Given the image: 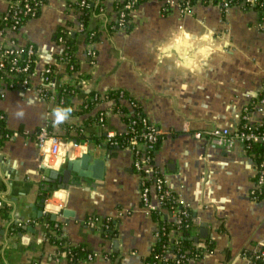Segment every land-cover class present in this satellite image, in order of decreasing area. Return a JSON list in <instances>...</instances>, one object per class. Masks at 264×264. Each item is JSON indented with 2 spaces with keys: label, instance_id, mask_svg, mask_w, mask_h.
I'll return each mask as SVG.
<instances>
[{
  "label": "crops",
  "instance_id": "crops-1",
  "mask_svg": "<svg viewBox=\"0 0 264 264\" xmlns=\"http://www.w3.org/2000/svg\"><path fill=\"white\" fill-rule=\"evenodd\" d=\"M76 1L44 0L37 16L7 36L18 44H32L37 59L29 87L10 89L0 99L5 127L12 132L0 146V195L11 206L5 217L0 213V264H70L64 253L56 257L57 247L45 238L46 223L39 221L44 215L59 224L69 245H84L97 254L91 261L74 264H143L156 241L158 223L151 210H157L158 203L151 196L149 207L142 206L132 153L103 146L108 132L125 131L112 101L94 109L106 112V124L84 130L102 133L105 139L100 144L85 141L74 147L67 135L94 111L56 119V89L73 84L78 74L84 79L80 95L73 98L75 106L88 92L103 95L121 89L159 130L153 163L167 187L193 211V240L206 230V237L194 242L212 243V249L193 264H246L244 252L264 246V199L250 195L254 156L240 145L226 150L204 135L215 126L237 127L245 113H250L251 122L261 118L255 104L264 84L263 20L251 9L223 11L213 3H195L182 12L178 0H168L165 7L163 0H146L129 13V30L106 31L115 20L113 3L87 0L101 5V14L90 21L100 39L90 44L91 58L89 46L78 36L79 73L69 74L54 59L62 50L54 34L60 28L75 29L80 13ZM6 8L7 0H0V16ZM46 64L55 65L54 87L48 90L53 98L48 100L36 92ZM121 103L129 107L126 100ZM45 122L53 135L68 143L60 145L63 160L49 161L36 147L35 132ZM195 132L202 137L195 139ZM86 153L105 160L102 179L71 172L67 183L54 184L41 198L40 207L43 180L51 171L61 176L67 160ZM63 210L69 211L67 215ZM17 222L23 228L12 233L11 224ZM110 227L113 235L106 237Z\"/></svg>",
  "mask_w": 264,
  "mask_h": 264
},
{
  "label": "built area",
  "instance_id": "built-area-1",
  "mask_svg": "<svg viewBox=\"0 0 264 264\" xmlns=\"http://www.w3.org/2000/svg\"><path fill=\"white\" fill-rule=\"evenodd\" d=\"M114 3H121L122 7L119 11L115 12V23L119 29H125L129 21V13L134 10L138 3V0H110ZM210 1L209 3H212ZM40 0H7V8L5 12L0 16V99L5 97V94L10 89H26L29 87L31 77L34 74V66L37 59V50L32 44H18L15 40L7 38L10 33L17 32L25 20L35 17L36 8L39 7ZM164 7L167 5L168 0H163ZM196 3H200L197 0ZM136 4V5H135ZM215 4L223 11L236 7L239 9H252L256 5L264 6V0H215ZM77 9L80 11L81 8L87 5V0H77L75 2ZM139 5V4H138ZM178 5L182 12H187L191 8L189 0H178ZM81 12V11H80ZM264 28V13L261 15ZM70 30V28H69ZM83 30V24L77 21L74 31L81 32ZM88 55L92 58L94 51L88 44ZM61 63V61H60ZM32 66V67H31ZM49 64H46L44 69L40 72L41 84L37 88L36 92L41 98L42 89L53 90L54 84L52 80L47 76L50 71ZM18 84L19 87H15ZM56 93V92H55ZM53 98V94L49 95ZM56 97V95H55ZM55 102L58 106L57 98ZM130 107V104L127 103ZM257 111L262 115L256 122H251L250 113H245L241 116V123L233 128L217 127L215 126L211 130L205 132V137L212 140L216 145L218 144L222 148L229 150L236 145H240L245 152L250 148L252 144H261L264 146V130H259V127L264 126V84L261 88L259 98L255 104ZM254 107V108H255ZM102 120V114L100 113L99 121ZM138 125H140V132L134 130V126L137 124L136 121H130L129 125H125L124 133L133 134L127 145V148L133 156L132 167L139 176V197L143 207L148 208L150 205V198L154 196L158 208L157 211L165 212V216L170 222H174L177 228L170 231L168 234L176 241L177 237L181 234V230L178 228L180 223L183 222V218L187 216L185 211L178 210L177 207H188L185 202L178 198V196L167 187L165 178L159 173L155 167L153 160L155 152V145L160 138L159 130L152 125L147 118L141 113L138 115ZM48 122H45L35 132V143L40 154L49 159L63 160L59 155L60 145H67L66 141H61L58 136L53 135L49 129ZM115 134L108 132L106 135V141L112 138ZM7 138L9 137L6 135ZM195 139L202 137L200 132L193 134ZM71 144V143H70ZM115 146H119L118 143H112ZM74 147H78L77 143L72 144ZM248 153V152H247ZM250 154V153H248ZM253 154V153H252ZM250 154V155H252ZM254 156V155H252ZM50 165V163L46 162ZM255 170V181L253 187L250 190V195L254 199H264V157L259 163L254 164ZM168 200L172 203L169 209L162 208V204ZM4 198L0 195V207ZM21 225V222H17ZM185 227L188 224H184ZM175 232V233H174ZM159 235L158 228L155 230V238ZM195 248L201 247L202 244L195 243ZM264 246H257L253 250L249 251V255L243 254L246 259V264H264ZM187 252H184L185 255ZM245 253V252H244ZM181 255V258L183 257ZM169 255H165L167 258ZM97 257L95 253H89L86 257V261H91ZM106 256H104L105 258ZM179 262V261H177ZM190 263L194 260L190 259Z\"/></svg>",
  "mask_w": 264,
  "mask_h": 264
},
{
  "label": "trees",
  "instance_id": "trees-1",
  "mask_svg": "<svg viewBox=\"0 0 264 264\" xmlns=\"http://www.w3.org/2000/svg\"><path fill=\"white\" fill-rule=\"evenodd\" d=\"M41 3L39 7L36 8L35 16H37L39 8L43 4L44 0H40ZM146 0H138L136 3L140 4L141 2ZM210 1L215 4V0H200V3L207 4ZM197 0H189L191 5L195 4ZM123 2L114 3L113 9L114 11H119L121 9ZM137 4V6H138ZM136 5V4H135ZM73 5L71 4L70 7ZM76 6V5H75ZM136 6V7H137ZM101 5L97 4L96 6L91 5L90 2L87 1V5L81 8V12L78 16V21L83 24V30L81 32H76L72 29L60 28L54 34V42L58 45L62 46L61 52L54 57L56 62H60L64 64L65 70L67 73H79V65L77 62V58L75 56L76 46H77V38L80 36L82 41L85 44H93L99 41L100 32L96 27H92L90 25L91 17L101 14ZM251 10H255L259 16L264 13V6L256 5L252 7ZM262 19V17H261ZM26 21V20H25ZM131 24H127L125 30H129ZM106 31H112L119 29L115 21L108 23L105 27ZM72 32H75V36L72 37ZM32 67V66H31ZM50 71L54 70L55 65L49 66ZM47 76L50 80L53 79V73H48ZM84 79L81 74H78L75 82L73 84H61L56 89V98L58 102L57 111L63 113V116H75L81 114H90L82 126H72V130L74 133L72 135H68V138L71 139L75 143H82L85 141H92L96 144H100L105 137L102 133L90 131L88 134H84V130L93 127H99L106 124V112L104 110H94L99 103L103 101H112V111L119 113L121 115V119L125 125H129L130 121H136L137 124L134 126V134H138L140 131V125H138V115L141 114L138 103L131 97L127 95L124 90L121 89H112L104 93L103 95L98 94L97 92H88L84 94L81 98V102L78 105L73 104V98L77 95H80V82ZM15 87H19L18 84H15ZM50 92L48 90L42 89L41 98L44 100L49 99ZM126 100L127 103L130 104V107L122 105L121 101ZM100 113L102 114V120L99 121ZM49 131L50 128L48 127ZM259 130H264V126L259 127ZM12 134L11 131L6 129L5 127V115L0 111V146L7 139V136ZM133 134L129 133H121L115 134L112 138L104 143L105 148L119 147L124 148L128 141L133 138ZM160 139V138H159ZM159 139L155 145V148L158 146ZM118 143L119 146H115L112 143ZM248 153L254 155V164L260 162V160L264 157V146L261 144H252L250 148L247 150ZM154 154V152H152ZM61 176L59 173L53 174L52 176H48L45 178L39 188V198H45L48 194H50L53 190V185L61 186L63 183L61 182ZM171 202L166 200L164 204H162V208L169 209ZM11 208L10 204L6 201L2 202V206L0 207V213L3 217H5L6 213ZM178 210L185 211L187 216L183 218V222L180 223L178 228L181 230V234L177 237L175 241L168 233L170 231H174L177 225L174 222L168 221V219H164V215L157 210H151V214L154 220L158 223V231L159 235L152 246L149 255L143 260V264H193L190 263L189 260L193 259L194 261L200 259L203 254L212 249V243L207 240L194 242L193 240V211L189 207H177ZM40 222L46 223V227L44 228V235L47 241L50 244H53L57 247L56 257H61L62 253L67 258V261L70 264L77 263L78 261L85 260L89 253L92 251L86 248L84 245L72 246L69 245L63 235L61 228L56 225L55 220L51 219L50 215L41 216L39 219ZM184 224H188L187 227ZM23 226L18 225L17 223L11 224V232L17 233L22 230ZM175 233V232H174ZM106 237H110L113 235L112 227L108 228L106 231ZM203 243V247L195 248V243ZM264 248V247H263ZM184 252H187L185 255ZM169 255L165 258V255ZM183 257L181 258V255ZM246 256L249 255V252L244 253ZM179 261V262H177ZM264 263V262H263Z\"/></svg>",
  "mask_w": 264,
  "mask_h": 264
},
{
  "label": "water",
  "instance_id": "water-1",
  "mask_svg": "<svg viewBox=\"0 0 264 264\" xmlns=\"http://www.w3.org/2000/svg\"><path fill=\"white\" fill-rule=\"evenodd\" d=\"M75 36V32H72V37ZM105 160L100 158H94L89 153L83 154L78 160H67L64 169L61 172V182L67 183L71 172H75L77 176L81 178H92L101 180L104 173ZM58 173L57 171H51L50 176ZM44 199L40 201V207L43 205ZM69 211L63 210V215H67ZM54 217V216H52ZM204 227L205 224H202ZM199 237L194 238L197 241L199 238L206 237V230L202 229Z\"/></svg>",
  "mask_w": 264,
  "mask_h": 264
},
{
  "label": "clouds",
  "instance_id": "clouds-1",
  "mask_svg": "<svg viewBox=\"0 0 264 264\" xmlns=\"http://www.w3.org/2000/svg\"><path fill=\"white\" fill-rule=\"evenodd\" d=\"M63 118H64L63 113H61V112L58 111L57 114H56L57 121H62ZM56 195H59L61 197H66V193L65 192H58V193H56ZM52 210L53 211H56L58 209H52Z\"/></svg>",
  "mask_w": 264,
  "mask_h": 264
}]
</instances>
